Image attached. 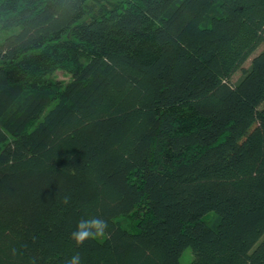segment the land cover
<instances>
[{
  "label": "trees",
  "instance_id": "1",
  "mask_svg": "<svg viewBox=\"0 0 264 264\" xmlns=\"http://www.w3.org/2000/svg\"><path fill=\"white\" fill-rule=\"evenodd\" d=\"M89 1L0 0V264H264V0Z\"/></svg>",
  "mask_w": 264,
  "mask_h": 264
},
{
  "label": "clouds",
  "instance_id": "2",
  "mask_svg": "<svg viewBox=\"0 0 264 264\" xmlns=\"http://www.w3.org/2000/svg\"><path fill=\"white\" fill-rule=\"evenodd\" d=\"M68 203V198H65ZM108 222L99 217L81 219L77 223L76 230L72 232L71 239L77 247L83 245L89 239H98L107 235ZM67 264H81V257L76 253L67 261Z\"/></svg>",
  "mask_w": 264,
  "mask_h": 264
},
{
  "label": "rangeland",
  "instance_id": "3",
  "mask_svg": "<svg viewBox=\"0 0 264 264\" xmlns=\"http://www.w3.org/2000/svg\"><path fill=\"white\" fill-rule=\"evenodd\" d=\"M120 1H123V0H90L89 5L100 6L101 4L102 5L104 4L107 9L108 8L110 9V8H112L113 5L120 3ZM263 49H264V45H261L254 55L258 54ZM251 59H249V61H247V63L245 64V67H248L250 65ZM240 76H241V72L239 71L233 76L232 81L233 82L237 81L240 78ZM53 77H54V79H57L59 81H64V82H67L70 79V76L68 74L62 72V71H57L53 75ZM263 107H264V105H263ZM192 258H193L192 251L190 249H187L183 252L180 262H181V264H190V262L192 261Z\"/></svg>",
  "mask_w": 264,
  "mask_h": 264
}]
</instances>
